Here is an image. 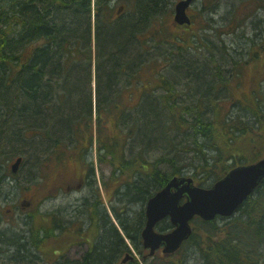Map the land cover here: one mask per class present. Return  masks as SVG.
<instances>
[{
  "label": "trees",
  "instance_id": "trees-1",
  "mask_svg": "<svg viewBox=\"0 0 264 264\" xmlns=\"http://www.w3.org/2000/svg\"><path fill=\"white\" fill-rule=\"evenodd\" d=\"M115 1H0V218L6 217L11 191L34 190L27 203L38 200V178L52 158L62 164L76 154L82 163L95 152L125 186L121 198L133 194L135 203L146 204L184 172L210 188L236 167L264 157V75L257 78L259 68L251 75L253 89L243 98L233 97L228 107L221 95L227 91L231 96L228 81L236 60L224 66L225 52L214 44L207 46L214 57L202 64L180 55L175 59L168 50L166 31L177 0H117L124 4L120 14ZM204 1L202 13L215 9L219 0ZM240 3L243 15L229 23L233 32L246 25L249 14L254 20L264 16V0ZM178 41V47L184 44ZM260 50L264 54V38ZM18 158L22 164L13 174L11 165ZM26 167L29 173L22 180ZM80 167L95 175L93 163ZM94 198L91 248L75 260L61 255L50 262L43 254L42 261L120 264L129 248L100 213L98 195ZM37 215L29 213L30 222ZM116 215L140 253L145 211L137 214L135 226L127 210L121 214L117 209ZM55 227L65 232L63 220L52 222L51 229L32 228L30 243L36 247L54 237ZM77 234L86 239V231ZM7 235L0 232L2 246L21 255V263L32 264L27 242ZM188 247L201 256L198 264H264V180L232 217L195 219L193 235L178 253L142 259L145 264H188Z\"/></svg>",
  "mask_w": 264,
  "mask_h": 264
},
{
  "label": "rangeland",
  "instance_id": "rangeland-1",
  "mask_svg": "<svg viewBox=\"0 0 264 264\" xmlns=\"http://www.w3.org/2000/svg\"><path fill=\"white\" fill-rule=\"evenodd\" d=\"M202 1L203 0H199V2L194 3L191 9L192 11H190V14L194 18V30H192L193 28L191 31L178 29L174 22L171 21L170 27L168 26L166 31L170 40L175 42L177 40L176 37L181 36L184 44L179 46L181 49H178L179 47L177 45L170 43L168 50L173 52L175 59L177 55H180L181 59H184L186 62L193 63V61H196L199 64H202L207 58L212 59L214 57L213 53L207 48L209 44L217 45L224 50L227 55V57L224 56L223 58L225 59L224 62H226L225 65H231L235 61L233 59L235 52L236 54H239L241 58L236 60V70L233 71V75H231L228 81L231 96L227 91L223 92L221 95V100L226 101L227 103L225 104L229 107L231 106V99H234L233 97L243 98L245 92H249L253 89L254 86L251 83V75L254 70L257 71L259 68L257 78H262L264 75V54H262V51L260 50V46L264 38V22H259L260 19L264 20V16L259 15V17L253 21V24H249L247 27L248 30H241L240 33L239 31L233 32V25H229V23L234 22L237 14L243 15L241 11L243 6L242 3H240L241 0H219L215 9L210 12H204L206 14L205 17L203 16L204 13H201L199 10L203 6ZM115 3L117 8L124 5L119 3L117 0ZM260 14L264 15V12ZM250 16L251 15L249 14V18ZM167 22L169 23V21ZM258 22L260 24H258ZM175 29H177V32ZM247 32H249L250 36L253 37L250 38ZM221 39L225 41L227 49L222 47ZM253 40V43H249ZM255 55L260 56V58H254L253 56ZM257 59H259L258 62H256ZM160 60H163V58H160ZM248 60H250L249 63H247ZM173 74L174 72L172 75ZM238 74H240V78ZM184 75L187 76V74ZM172 78L178 79L177 76H172ZM179 81L184 83L185 80L179 79L178 83H180ZM197 88L203 90L200 85H198ZM239 100L244 102L242 99ZM76 157L80 159V157L75 154L74 156H70L69 161L62 164H57L54 161V158L46 161V164L42 168L41 175L38 178L39 181L37 184L38 186L40 185V190L38 193L39 195L37 194L39 196L38 200L33 203L34 207L39 208V213L41 214L56 213L59 215L61 220L64 219L65 221H72V230L80 227L78 225L74 226V224H79L85 229L88 228V226L95 227L94 221L91 220L89 222V215L86 217V214L89 210L92 211L93 209V204L95 202L94 191L96 188V190H100L101 194V197L97 199L102 202L100 203L99 201L101 214H107L110 222L115 225L125 237L124 230H122L121 223L119 222L122 218L119 219V217L116 216L117 209L121 212V214L122 211L127 210L130 217V225L135 226L137 214H139L140 211L142 212V210L145 211L146 209L145 203H135L134 201L136 197L133 194L128 197V200L121 198V192L125 186L123 184L120 185L119 182H117V180L112 176L114 174L107 161L104 163L101 162L100 164L95 152H93L91 156H87L86 161H82V163ZM183 158L189 157L187 156ZM92 163L96 168V175L87 179L85 172L80 166H82V164L89 166L92 165ZM25 170L26 171L21 173L20 178L22 180L27 178L25 175L29 173L28 167H26ZM184 174L195 177L194 173L189 171L184 172ZM86 180L88 182L85 184ZM93 182L95 187L94 189L90 187V184ZM117 190H119L118 193ZM9 194L10 197L8 196V205L5 206V214L7 216L9 215V217L1 220L4 227L0 225V229H6L8 235L10 236H25L29 230V225H26L24 216L23 218H19V215L27 213L29 204L25 205L23 208H21V204L23 203L24 205L29 197L32 196L31 198H33L35 192L34 190H31L29 193L24 194V192L20 191L17 194V190H14L13 193L11 191ZM86 203H89L88 209L85 206ZM40 220H43L46 224L45 217ZM101 223H103V221ZM96 225H98V223ZM76 239L77 238L74 237L71 240L67 234H65L62 238L49 237V240L44 245V248L47 250L46 254L48 259L54 260L57 258L60 254L59 250H61L64 246L65 249L70 247L68 256L71 258L83 255L87 250V247L86 245H75L74 243L76 242ZM126 240L127 242H124L128 243L131 251L126 255L124 253L122 259L124 258L125 261H128L129 257H133L143 264L142 256L133 249V245L130 244L131 242L127 238ZM57 241L60 242V246L57 245ZM4 250L7 252L5 247L0 246V254ZM54 251H56V257L53 255ZM9 253L12 252L9 251ZM185 256L188 264H198L201 261V256L196 253V250L193 247L187 248ZM0 264L19 263L13 260L10 262L9 258L5 256V253H3L2 256H0Z\"/></svg>",
  "mask_w": 264,
  "mask_h": 264
},
{
  "label": "water",
  "instance_id": "water-1",
  "mask_svg": "<svg viewBox=\"0 0 264 264\" xmlns=\"http://www.w3.org/2000/svg\"><path fill=\"white\" fill-rule=\"evenodd\" d=\"M193 0H183L176 6L175 21L190 24L186 15ZM21 159L13 165L16 172ZM264 179V159L233 169L211 189L194 186L191 178H173L169 184L147 202V224L143 231L145 246L151 254L164 245V253H175L192 233L190 221L200 216L212 221L217 216L230 217L255 192ZM186 202L181 204V200ZM170 217L175 229L168 234H158L154 228L158 222Z\"/></svg>",
  "mask_w": 264,
  "mask_h": 264
},
{
  "label": "bare ground",
  "instance_id": "bare-ground-1",
  "mask_svg": "<svg viewBox=\"0 0 264 264\" xmlns=\"http://www.w3.org/2000/svg\"><path fill=\"white\" fill-rule=\"evenodd\" d=\"M193 2H199V0H193ZM202 3H203V5H204V3H206L204 0L202 1ZM206 5V4H205ZM247 21V20H246ZM250 21V22H249ZM254 19H253V17H251V18H249L248 19V21H247V23H246V25L245 26H242L241 28H239V29H237L236 28V31H234V32H238L239 31V33L241 32V30H248V26H249V24H253L254 22ZM258 24H260V23H258ZM248 33V36L251 38V37H253V36H250V34H249V32H247ZM252 35V34H251ZM243 37V36H242ZM239 41V40H238ZM254 42V40L253 41H250L249 43H253ZM225 57H227V55L225 54ZM239 58H241V56L239 55V54H236V52H235V56L233 57V59L234 60H237V59H239ZM224 66H227V65H224ZM57 218H59V215H55L51 220H55V219H57ZM0 232H1V234H2V232L3 231H1L0 230ZM30 235H31V233L29 232V230L27 231V233L25 234V236L24 235H22L21 237H17V236H11V237H14V238H17V239H19V238H21V239H24L26 242H27V244H28V246L30 247V250H31V253H30V255L33 257H35L36 256V254H37V252L41 249V247H42V244H40V242L39 243H37V246L35 247L33 244H31L30 243ZM1 242V241H0ZM33 257V258H34ZM79 257H74V258H71V257H69L68 255L66 256V258H64V259H70V260H75V259H78ZM61 261V260H60Z\"/></svg>",
  "mask_w": 264,
  "mask_h": 264
},
{
  "label": "flooded vegetation",
  "instance_id": "flooded-vegetation-1",
  "mask_svg": "<svg viewBox=\"0 0 264 264\" xmlns=\"http://www.w3.org/2000/svg\"><path fill=\"white\" fill-rule=\"evenodd\" d=\"M192 17V16H191ZM191 28H192V26H190ZM92 236H93V234H91V236H89L88 238H87V248L88 247H90V244H92ZM131 243L130 244H132V241L131 240H129ZM89 243V244H88ZM88 251V250H87ZM10 252H14L15 253V251L14 250H10ZM20 255V254H19ZM9 258L11 259V260H13V257H12V254H10L9 255ZM22 259V257H21V255L20 256H17V261H19V260H21Z\"/></svg>",
  "mask_w": 264,
  "mask_h": 264
}]
</instances>
